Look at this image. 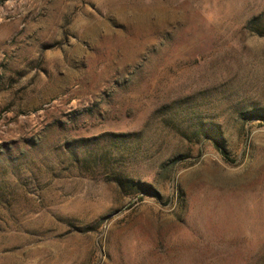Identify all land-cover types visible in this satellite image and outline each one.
Segmentation results:
<instances>
[{
  "label": "rangeland",
  "instance_id": "rangeland-1",
  "mask_svg": "<svg viewBox=\"0 0 264 264\" xmlns=\"http://www.w3.org/2000/svg\"><path fill=\"white\" fill-rule=\"evenodd\" d=\"M0 264H264V0H0Z\"/></svg>",
  "mask_w": 264,
  "mask_h": 264
}]
</instances>
